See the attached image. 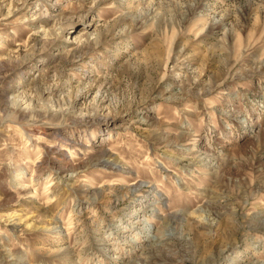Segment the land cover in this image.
Masks as SVG:
<instances>
[{"label": "rangeland", "instance_id": "374dc122", "mask_svg": "<svg viewBox=\"0 0 264 264\" xmlns=\"http://www.w3.org/2000/svg\"><path fill=\"white\" fill-rule=\"evenodd\" d=\"M0 264H264V0H0Z\"/></svg>", "mask_w": 264, "mask_h": 264}, {"label": "bare ground", "instance_id": "6f19581e", "mask_svg": "<svg viewBox=\"0 0 264 264\" xmlns=\"http://www.w3.org/2000/svg\"><path fill=\"white\" fill-rule=\"evenodd\" d=\"M47 42V41H46ZM46 42H44V45H45V43ZM50 42H51V40H50ZM47 45H48V43H47ZM54 134V133H53ZM55 147H56V149H59L60 150V145H59V147L55 144ZM87 147H88V145H87ZM49 148H52V146L49 144ZM107 163V162H106ZM43 170V167H42V165H40V166H38L37 167V171L38 172H40V171H42ZM36 193V192H35Z\"/></svg>", "mask_w": 264, "mask_h": 264}]
</instances>
